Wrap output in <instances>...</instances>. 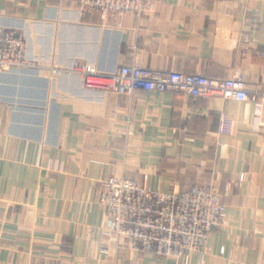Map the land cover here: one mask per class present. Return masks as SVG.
<instances>
[{
  "label": "crops",
  "instance_id": "obj_1",
  "mask_svg": "<svg viewBox=\"0 0 264 264\" xmlns=\"http://www.w3.org/2000/svg\"><path fill=\"white\" fill-rule=\"evenodd\" d=\"M76 1L0 0V27L18 30L39 63L0 72V264H183L105 234L98 196L112 176L158 192L214 187L224 219L187 264H264V0H156L104 19ZM75 59L104 73H242L250 99L125 96L53 77Z\"/></svg>",
  "mask_w": 264,
  "mask_h": 264
},
{
  "label": "built area",
  "instance_id": "obj_2",
  "mask_svg": "<svg viewBox=\"0 0 264 264\" xmlns=\"http://www.w3.org/2000/svg\"><path fill=\"white\" fill-rule=\"evenodd\" d=\"M156 0H77L83 14L100 18L140 16ZM37 60L26 55V42L16 29L0 27V72L37 69ZM53 77L75 75L83 86L131 96L135 92H179L189 96L247 101L250 94L242 73L215 80L203 73L161 71L122 65L116 72H100L84 60L53 66ZM258 106V104H257ZM259 109V108H258ZM257 109V115L259 110ZM258 116L255 119L257 122ZM221 116L220 134L229 132ZM246 168L238 180L250 178ZM228 186L225 187V191ZM223 193L212 186L190 184L181 192H158L137 180L112 176L100 181L98 202L106 216L104 232L140 252L173 258L187 264L192 252L205 251L210 234L225 216Z\"/></svg>",
  "mask_w": 264,
  "mask_h": 264
}]
</instances>
